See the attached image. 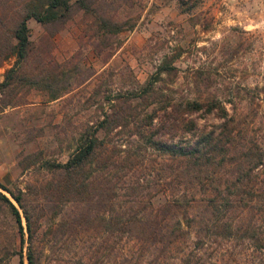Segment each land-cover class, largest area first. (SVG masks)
<instances>
[{
  "label": "trees",
  "instance_id": "16d2710c",
  "mask_svg": "<svg viewBox=\"0 0 264 264\" xmlns=\"http://www.w3.org/2000/svg\"><path fill=\"white\" fill-rule=\"evenodd\" d=\"M71 5L22 0L16 21L0 32V64L15 56L0 86L15 78L51 86L21 74L31 49L27 20L66 18ZM77 6L95 13L93 0H77ZM97 19L103 30L121 27L104 15ZM102 91H96L102 115L78 132L65 160L36 156L32 171L42 172L41 179L12 187L0 181V209L14 230L12 244L0 240L2 264L13 255L20 264L24 258L27 264H264V72L254 85L208 91L184 103L152 79L135 91ZM150 95L162 103L148 109ZM134 97L140 99L132 105ZM198 111L217 120L200 126L192 116ZM166 129L192 136L186 143L168 140ZM145 153L156 173L142 183L150 197L139 196L141 183L133 180ZM157 192L165 197L155 203Z\"/></svg>",
  "mask_w": 264,
  "mask_h": 264
},
{
  "label": "rangeland",
  "instance_id": "374dc122",
  "mask_svg": "<svg viewBox=\"0 0 264 264\" xmlns=\"http://www.w3.org/2000/svg\"><path fill=\"white\" fill-rule=\"evenodd\" d=\"M93 1V14L71 0L66 18L49 23L33 17L27 20L31 49L21 74L51 86L17 78L0 86V181L7 186H25L33 178H42V172L35 176L32 171L33 165L39 166L38 161L31 163L36 156L67 158L78 132L102 115L96 108L98 89L103 90L102 95L135 91L152 79L172 101L184 103L208 91L243 88L262 79L264 0ZM21 2L0 0L2 36L18 18ZM100 14L117 22L120 29L114 32L98 27ZM240 36L243 44L237 43ZM14 59L11 56L0 64V81ZM170 64L175 67L171 71L167 69ZM161 66L166 70L158 72ZM56 91L62 94L53 98ZM139 99L132 98L131 104ZM160 99L150 95L148 109L161 104ZM192 116L203 127L217 120L203 111ZM163 136L182 138L186 143L192 135L166 129ZM144 156L138 157L143 160L133 171V180L143 189L136 193L150 197L148 186L144 188L142 183L156 173L148 154ZM138 174L141 176L136 178ZM152 195L155 203L165 197L164 192ZM12 230V219L0 209V240L12 244ZM8 264H20L18 256L13 255ZM140 264L151 263L141 260Z\"/></svg>",
  "mask_w": 264,
  "mask_h": 264
},
{
  "label": "water",
  "instance_id": "95a60500",
  "mask_svg": "<svg viewBox=\"0 0 264 264\" xmlns=\"http://www.w3.org/2000/svg\"><path fill=\"white\" fill-rule=\"evenodd\" d=\"M8 193V192H7ZM8 195H10L9 193H8Z\"/></svg>",
  "mask_w": 264,
  "mask_h": 264
}]
</instances>
